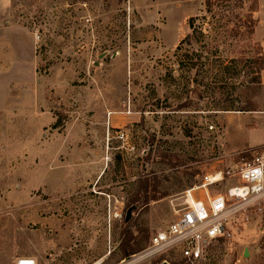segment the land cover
<instances>
[{
    "label": "rangeland",
    "instance_id": "obj_1",
    "mask_svg": "<svg viewBox=\"0 0 264 264\" xmlns=\"http://www.w3.org/2000/svg\"><path fill=\"white\" fill-rule=\"evenodd\" d=\"M254 3L256 22L264 0L215 1L212 17L205 0H0V264H121L177 193L264 142ZM190 17L205 37L181 44ZM229 226L195 264H264V212ZM123 229L138 251L123 254Z\"/></svg>",
    "mask_w": 264,
    "mask_h": 264
},
{
    "label": "built area",
    "instance_id": "obj_2",
    "mask_svg": "<svg viewBox=\"0 0 264 264\" xmlns=\"http://www.w3.org/2000/svg\"><path fill=\"white\" fill-rule=\"evenodd\" d=\"M235 157L237 162L229 169L206 173L177 193L170 201L174 218L167 228L121 264H141L168 253L177 254L185 264L198 263L207 257L211 244L230 236V222L244 209L264 212V144L235 152ZM223 183L224 190H217ZM14 264L40 263L24 256Z\"/></svg>",
    "mask_w": 264,
    "mask_h": 264
},
{
    "label": "trees",
    "instance_id": "obj_3",
    "mask_svg": "<svg viewBox=\"0 0 264 264\" xmlns=\"http://www.w3.org/2000/svg\"><path fill=\"white\" fill-rule=\"evenodd\" d=\"M215 1H229V0H205V7H206V13H212V4L215 2ZM239 1V0H237ZM256 2V0H255ZM228 7V9H230L231 7L228 6V5H225ZM257 10L256 8V4L254 3V6L249 8L248 9V13L247 15H245V19H246V22H247V25H246V33H248V35H252L254 33V27H255V20L253 19V12H255ZM211 17H212V14H211ZM198 18L196 17H190L189 20H188V27L190 29V32L184 37V39H182V41L180 42L181 44H183L184 42H189L191 41L192 39H196V40H200L202 39V37H205V31L203 30V27L200 26V25H197L196 24V20ZM202 19H206V16L203 15ZM245 24V23H244ZM203 47H205V45H203ZM177 49H179V45L177 46ZM262 55V54H261ZM196 57H201L200 54H195ZM255 65L253 67H251V69H254V71H252L250 69V73H254L256 74L253 79H251V81L249 82H255L257 84H260L261 81H260V71L264 69V56H261V57H257L256 59H254V61H252ZM252 66V65H251ZM248 72V73H249ZM239 73L236 71L235 75H238ZM247 75L246 72H244V75L245 76ZM243 81H237L235 84L238 86V85H241ZM61 125L60 123V118L57 117L56 121L53 123L52 127L53 128H57ZM149 186H148V182L147 181H144L141 185V193H142V197H143V204L146 205L148 204L151 200H155L156 199V196L155 194H149V190L148 189ZM154 189V188H153ZM151 190V191H154V190ZM122 242H121V249L123 251V254H132L136 251L139 250L140 248V240L139 238H136L133 236L131 230H127V229H123L122 232ZM182 264H185L184 261H181Z\"/></svg>",
    "mask_w": 264,
    "mask_h": 264
},
{
    "label": "crops",
    "instance_id": "obj_4",
    "mask_svg": "<svg viewBox=\"0 0 264 264\" xmlns=\"http://www.w3.org/2000/svg\"><path fill=\"white\" fill-rule=\"evenodd\" d=\"M260 9L258 12L259 14V18H258V21H257V24L255 26V31H254V38L256 41L260 42L262 45L264 44V15H260ZM260 81H261V85L264 86V69L260 71ZM0 110H3V109H0ZM261 144H264L261 143ZM259 144V145H261ZM234 146V145H233ZM238 149H244L246 148L245 146H239V147H236ZM34 258L38 263L42 264L39 260V258H37L36 256L32 257ZM48 264V263H47Z\"/></svg>",
    "mask_w": 264,
    "mask_h": 264
}]
</instances>
